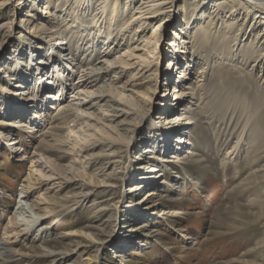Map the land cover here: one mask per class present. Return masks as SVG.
<instances>
[{
    "label": "bare ground",
    "instance_id": "obj_1",
    "mask_svg": "<svg viewBox=\"0 0 264 264\" xmlns=\"http://www.w3.org/2000/svg\"><path fill=\"white\" fill-rule=\"evenodd\" d=\"M6 28L12 31L4 38ZM7 48L0 67L6 118L0 124L46 136L67 130L41 146L72 156L73 164L69 177L34 152L0 239L3 261L29 256L17 244L51 233L55 223H44L56 213L51 191L76 181L90 185L73 172L76 164L114 172L137 149L139 164L127 166L124 183H138L140 191L146 183L158 185L165 176L160 167L196 159V122L239 112L248 131L264 112V0H0V55ZM217 91L230 94L228 106L210 104ZM236 93L246 94L239 107L232 104ZM186 102L200 108L199 117ZM51 118L65 121L51 126ZM8 145L20 151L17 140ZM91 193L81 194L86 199ZM255 200L250 195L245 202ZM66 254L43 252L60 260Z\"/></svg>",
    "mask_w": 264,
    "mask_h": 264
},
{
    "label": "rangeland",
    "instance_id": "obj_2",
    "mask_svg": "<svg viewBox=\"0 0 264 264\" xmlns=\"http://www.w3.org/2000/svg\"><path fill=\"white\" fill-rule=\"evenodd\" d=\"M7 29L2 31L4 38L12 31ZM8 52L9 48L0 55V67ZM218 92L209 96L210 104L228 106L226 98L230 94ZM236 94L231 101L238 102L232 104L239 107L246 94ZM1 97L2 94L0 102ZM188 105L194 108L192 114L199 117L200 108ZM1 110L2 121L6 112ZM263 114V111L258 113L257 120L248 125V131L243 130L245 122L239 112L233 116L219 115L209 124L206 118L202 125L196 122L192 130L199 140L193 151L198 153L194 157L198 161L160 167L165 176L158 185L146 183V188L140 191L135 188L138 183L132 186L124 183L129 172L127 166L139 164L133 156H141L137 149L125 159L126 167L114 172L112 167L100 171L94 165L84 169L76 164L73 172L90 185L76 181L51 191L49 196L56 213L44 222L55 223L51 233L44 239L36 240L32 236L25 243H18L17 249L29 256L0 259V264H264ZM52 120L51 126L65 121L64 118ZM31 133L25 128L0 124V239L18 202L34 152L44 153L58 171L72 177L69 173L72 156L62 158L59 151L45 152L41 146L45 140L54 142L55 137L66 134L67 130L54 131L50 136L42 131ZM14 139L20 147L16 153L13 145H8ZM242 140L245 142L241 143ZM236 144L238 149L229 157L228 151ZM253 145L258 148L253 149ZM151 164L155 162L147 165ZM136 174L148 173L134 171ZM255 176L259 180L255 181ZM103 182L113 187L104 190L96 186ZM87 190L92 193L85 199L81 193ZM152 191L156 194L151 198ZM250 195L257 200L245 202ZM128 203L131 207H127ZM45 250L67 254L60 260L58 256L43 255Z\"/></svg>",
    "mask_w": 264,
    "mask_h": 264
}]
</instances>
